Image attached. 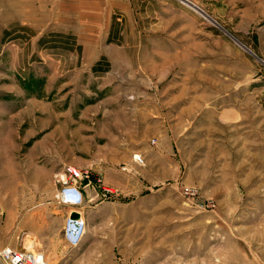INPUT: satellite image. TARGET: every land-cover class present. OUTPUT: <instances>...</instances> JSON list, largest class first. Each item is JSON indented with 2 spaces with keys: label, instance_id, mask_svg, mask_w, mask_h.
Listing matches in <instances>:
<instances>
[{
  "label": "rangeland",
  "instance_id": "rangeland-1",
  "mask_svg": "<svg viewBox=\"0 0 264 264\" xmlns=\"http://www.w3.org/2000/svg\"><path fill=\"white\" fill-rule=\"evenodd\" d=\"M189 1L0 0V249L264 264V0Z\"/></svg>",
  "mask_w": 264,
  "mask_h": 264
},
{
  "label": "built area",
  "instance_id": "built-area-1",
  "mask_svg": "<svg viewBox=\"0 0 264 264\" xmlns=\"http://www.w3.org/2000/svg\"><path fill=\"white\" fill-rule=\"evenodd\" d=\"M89 172L86 170H81L74 165H64L62 170L55 175V182H57L60 187L57 192L56 197L63 202L68 200L71 203H80L82 200V194L84 188L90 182ZM85 184H84V183ZM84 184V185H83ZM78 195V199H73L68 195ZM82 228L81 224L75 225L71 221L67 222L65 228L67 240L75 245L78 243L81 236ZM49 264L45 261L44 257L33 250H23V249H12L10 247H3L0 249V264Z\"/></svg>",
  "mask_w": 264,
  "mask_h": 264
},
{
  "label": "water",
  "instance_id": "water-1",
  "mask_svg": "<svg viewBox=\"0 0 264 264\" xmlns=\"http://www.w3.org/2000/svg\"><path fill=\"white\" fill-rule=\"evenodd\" d=\"M183 2H185L186 4H188L189 6H191L192 8H194L195 10H199V11H201L200 13H203V15L207 18V19H209L211 22H213V23H216L215 22V20H213L209 15H207L201 8H199L197 5H195L194 3H192L191 1H189V0H182ZM198 11V12H199ZM239 43V42H238ZM245 50H247L248 52H250L251 54H253L261 63H263L264 64V60L263 59H261L260 57H258L255 53H253L251 50H249L248 48H246L244 45H242L241 43H239ZM71 202V201H70ZM70 202H68V203H70ZM78 217H79V213L78 212H71L70 213V221H71V223L72 224H75V225H79V219H78ZM78 219V220H77Z\"/></svg>",
  "mask_w": 264,
  "mask_h": 264
},
{
  "label": "bare ground",
  "instance_id": "bare-ground-1",
  "mask_svg": "<svg viewBox=\"0 0 264 264\" xmlns=\"http://www.w3.org/2000/svg\"><path fill=\"white\" fill-rule=\"evenodd\" d=\"M199 11V10H198ZM201 12V11H200ZM68 196H70V199H71V197H73V199H78V195H73V193L71 194V195H68ZM67 202H70V200H68ZM71 203V202H70ZM72 204V203H71ZM78 212L79 213V217H78V221H79V223L81 224V228H83L84 227V222H83V219H82V215H81V213L79 212V211H77V210H71V212ZM70 212V213H71ZM70 221V214H69V217H68V222ZM40 264H42V263H40Z\"/></svg>",
  "mask_w": 264,
  "mask_h": 264
},
{
  "label": "trees",
  "instance_id": "trees-1",
  "mask_svg": "<svg viewBox=\"0 0 264 264\" xmlns=\"http://www.w3.org/2000/svg\"><path fill=\"white\" fill-rule=\"evenodd\" d=\"M52 36H55V35H52ZM41 41H42V40L40 39V42H41ZM53 42H55V41H53ZM50 44H52L51 46H55V45H54L55 43H50ZM96 64H97V63H96ZM96 64H95V65H96Z\"/></svg>",
  "mask_w": 264,
  "mask_h": 264
}]
</instances>
